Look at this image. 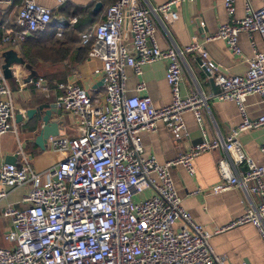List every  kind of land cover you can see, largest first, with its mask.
Returning a JSON list of instances; mask_svg holds the SVG:
<instances>
[{"label":"built area","instance_id":"obj_1","mask_svg":"<svg viewBox=\"0 0 264 264\" xmlns=\"http://www.w3.org/2000/svg\"><path fill=\"white\" fill-rule=\"evenodd\" d=\"M15 1L0 3L10 8ZM182 1L149 7L140 0H116L105 9L104 21L80 37L87 56L100 63L91 74L100 79L104 98H93L72 83L56 84L59 95L55 104L65 117L66 134L60 131L46 144L62 158L40 173L34 172L25 157L18 166L1 165L0 200L7 190L24 185L29 189L20 200L22 208L8 204L3 210L11 225L3 235L8 245L0 249V264H226V257L211 251L210 234L180 207L169 174L171 167L182 166L193 176V159L216 149L225 153L216 165L219 181L201 193L207 196L241 189L256 196L257 205L219 230L250 224L258 231L264 249V165L247 158L237 140L240 133L264 126V114L250 120L244 106L251 94L264 102V52L256 51L252 41L247 71L229 76L216 70L197 40L182 49L159 50L156 24L176 21L173 7ZM18 3L13 27H0V44L9 48L18 47L50 24L48 9L34 0ZM223 10L229 22L204 42L222 40L231 55L240 57V34L249 38L258 34L264 45V4L253 10L249 0H244L240 19L233 16L235 0H224ZM61 29L60 25L57 37ZM184 54L201 60L200 67L219 88L213 98L234 103L241 122L225 139H204L160 165L153 157L143 156L140 133L154 132L156 123H161L180 140L186 135L183 113L190 112L199 125L209 99L198 92L182 94L180 58ZM160 60L165 62L171 100L155 109L143 94L144 82H137L135 95H127L125 68L140 78L142 66ZM33 85L48 96L42 79ZM13 118L12 98L0 64V136L9 131ZM260 151L264 152V145ZM176 223L180 228H174Z\"/></svg>","mask_w":264,"mask_h":264},{"label":"crops","instance_id":"obj_2","mask_svg":"<svg viewBox=\"0 0 264 264\" xmlns=\"http://www.w3.org/2000/svg\"><path fill=\"white\" fill-rule=\"evenodd\" d=\"M34 1L48 9L51 16L50 24L43 31L36 32V36H32L36 39L45 36L46 38L42 40L47 41L61 25L63 26L61 35L55 37L64 43L67 51L63 61L55 59L56 57L48 59L50 61L47 62L34 58L32 69H30L35 75L29 81H27L29 71L20 66L11 68L13 76L6 80V84L12 98L14 118L9 121V131L0 136V159L5 156H15V165L18 166L25 157L34 172L40 173L54 167L62 158V154L47 144L44 151L35 146L36 117L29 120L26 110L33 109L40 104L55 103L59 95L56 90L58 83L75 84L86 90L91 97L103 100L104 89L100 79L91 74V71L99 67L100 63L87 56L86 49L81 46L80 37L104 21L105 9L116 0H61L62 3L58 0ZM170 1L140 0L144 6L149 7H157ZM223 1L194 0L189 2V0H183L177 4L173 7L177 15L176 21H163L156 24L154 36L157 48L164 50L174 47L178 50L187 46L191 41L197 40L203 43L204 50L208 53L217 71L229 76L244 74L247 71L246 60L253 55L251 42L253 41L256 51L264 52V45L258 34H253L250 38L246 34L238 36L241 57L231 55L222 40L203 41L205 37L212 36L220 25L229 22L223 10ZM249 3L253 10H257L263 6L264 0H249ZM18 4L16 0L15 6L9 8L0 3V27L2 25L13 27ZM97 4L99 7L95 9ZM243 14L244 0H235L234 18H243ZM201 22L202 27L199 24ZM5 51H13L17 57H21L20 45L16 48H9L0 44V53ZM197 58L190 54H184L180 58L183 72L181 89L183 95L198 92L209 97L202 109L201 123L197 125L192 114L185 112L182 118L186 126V135L180 140H175L170 130L161 123H156L154 132H144L139 135L143 156L153 157L160 165L198 145L200 140L202 142L204 139H225L241 122V115L234 103L213 98L219 88L214 83L210 85L208 78L200 70ZM0 64H3V58ZM164 71L165 62L161 60L142 66L140 78L135 76L130 68H125L127 95L136 94L134 87L140 80L145 83L143 94L150 98L153 108L161 109L168 105L171 93L165 82ZM37 79L43 80L48 96L34 88L33 83ZM244 106L245 116L250 120L264 114V102L255 94L245 98ZM17 114L21 115L19 121L16 120ZM61 133L66 134L65 131ZM237 140L247 158L257 165H264V152L260 151V147L264 145V126L240 133ZM224 156L222 149L198 155L193 159V176H189L182 166L171 167L169 174L173 181L175 194L180 198V207L190 215L192 221L210 234L208 244L211 251L217 256L226 257V264H264V249L260 235L253 226L243 224L219 230L243 215L246 209L257 205L258 198L241 189L217 195L204 196L201 193L209 190L219 181L216 165L218 159ZM28 189L29 185H24L7 190L6 197L0 200V249L8 245L3 235L11 225V220L3 215V210L8 204L17 209L22 208L20 200ZM180 225L176 223L174 228H180Z\"/></svg>","mask_w":264,"mask_h":264},{"label":"water","instance_id":"obj_3","mask_svg":"<svg viewBox=\"0 0 264 264\" xmlns=\"http://www.w3.org/2000/svg\"><path fill=\"white\" fill-rule=\"evenodd\" d=\"M99 7V4L95 6V9ZM3 58V64L1 65L2 76L5 80L12 78L11 68L14 66H20L27 71H29L28 80H31L34 77L35 73L31 72L30 67L24 62L23 58L17 57L13 51H5L1 54ZM198 64L200 66L201 60L197 58ZM200 70L203 71L204 75L208 78L210 85L214 83L213 78L209 75L204 68L200 67ZM26 116L29 120L33 117H36L37 122V131L34 139L35 146L39 147L41 150H45L46 142L49 137L57 136L60 131L64 130L65 117L62 115L61 110H59L55 103L53 104H40L33 109L26 110ZM55 116V118H54ZM21 119V115H16V120ZM201 140L198 142L200 143ZM15 156H5L3 159H0V164H15ZM1 168V166H0Z\"/></svg>","mask_w":264,"mask_h":264},{"label":"trees","instance_id":"obj_4","mask_svg":"<svg viewBox=\"0 0 264 264\" xmlns=\"http://www.w3.org/2000/svg\"><path fill=\"white\" fill-rule=\"evenodd\" d=\"M36 34L37 33H34L33 35L36 36ZM55 34L56 33H53V36L49 37V40H45L46 42L42 40L46 38L45 36L39 37L38 39L34 36H30L31 38H26V40L20 45L21 57L31 69L34 63V58L47 62L50 61L48 59L56 57L55 59L58 58L60 59L59 61H63L67 48L59 38L55 37Z\"/></svg>","mask_w":264,"mask_h":264},{"label":"rangeland","instance_id":"obj_5","mask_svg":"<svg viewBox=\"0 0 264 264\" xmlns=\"http://www.w3.org/2000/svg\"><path fill=\"white\" fill-rule=\"evenodd\" d=\"M1 54H2V52L0 53V60L2 59V58H1Z\"/></svg>","mask_w":264,"mask_h":264}]
</instances>
